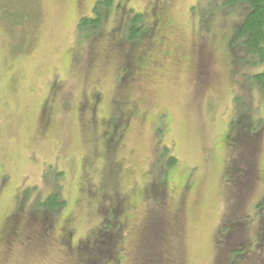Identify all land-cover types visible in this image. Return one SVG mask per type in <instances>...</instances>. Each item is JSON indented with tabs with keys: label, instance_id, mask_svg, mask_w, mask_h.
Here are the masks:
<instances>
[{
	"label": "rangeland",
	"instance_id": "obj_1",
	"mask_svg": "<svg viewBox=\"0 0 264 264\" xmlns=\"http://www.w3.org/2000/svg\"><path fill=\"white\" fill-rule=\"evenodd\" d=\"M96 1L0 0V264H83L76 246L98 238L113 201L87 199L88 178L129 199L117 264H149V248L135 252L143 227L176 214L166 248L179 264H228L242 241L250 246L236 264H264V92L252 79L264 63L243 66L231 50L242 13L218 0H101L97 27L79 29ZM133 14L157 25L122 82L131 53L114 46ZM247 129L259 132L240 144ZM56 185L66 204L41 230L35 200ZM240 214L246 227L222 237Z\"/></svg>",
	"mask_w": 264,
	"mask_h": 264
},
{
	"label": "trees",
	"instance_id": "obj_2",
	"mask_svg": "<svg viewBox=\"0 0 264 264\" xmlns=\"http://www.w3.org/2000/svg\"><path fill=\"white\" fill-rule=\"evenodd\" d=\"M104 6H110V0H103ZM103 1L97 0L94 8H92V16L84 17L79 22V29L83 30L96 28L100 23V18L102 17V12L100 6L103 4ZM209 1V0H205ZM213 1V0H212ZM218 5L216 7L220 8L223 11L232 12V10H238L242 13V17L238 21L236 28L233 30V35L231 39V50L235 53H241L240 63L243 66H259L264 63V0H218ZM208 7H213V2H208ZM235 12V11H234ZM156 23L153 24V27L150 29L145 26L144 17L141 14H133L129 20L124 22V29L117 28L116 31H111L110 33H118L120 30L123 31L124 41L117 42L115 50H118L124 46L129 48L131 53L129 58L124 62V68L122 72L124 76L122 77V82H126V78L129 76L130 71L134 69L135 56H132L137 52L136 50L140 47L144 38L149 36L153 29L156 27ZM155 26V27H154ZM124 43V46H123ZM123 49V48H122ZM145 52V51H143ZM141 52V53H143ZM140 54V53H139ZM138 54V55H139ZM141 55H139L140 58ZM254 84L258 85L261 91L264 92V69L261 72H258L252 76ZM250 128V127H249ZM257 130V129H256ZM246 130L241 133L239 140L240 144L250 143V133L258 134L259 130ZM255 131V132H254ZM111 148V146L109 147ZM237 149V146L235 147ZM166 152V150H164ZM167 153V152H166ZM251 153V151H250ZM168 154V153H167ZM175 165V159L173 156H169L165 163L166 168H171ZM62 173H58L57 176L61 177ZM264 175V168H263ZM162 187L160 183H152L147 187V192L151 193V197L148 200H154L158 203L162 198L164 199V193L162 192ZM112 189V187H111ZM149 195V194H148ZM147 200V199H146ZM34 209H37L36 214L32 211V216L38 214V226L41 230H49L52 227L53 218L62 210L66 202L61 197L59 193V186L56 185L53 190H51L44 197H37L35 200ZM180 207V206H179ZM178 207V208H179ZM258 213L264 212V199L257 204ZM181 209V208H180ZM110 210V209H109ZM180 211V210H178ZM104 213V212H103ZM117 212L111 213L109 211L108 218L101 223L100 229L94 233L98 234L96 240L91 241V236H88L86 240L76 246L77 254L75 257H78L77 260L84 261L83 264H117L115 261L116 251L115 243L117 238L122 235L126 230V225H124L123 220L116 215ZM174 215V214H173ZM181 218V214L179 215ZM249 216V215H248ZM174 217V216H173ZM33 218V217H32ZM68 218V217H67ZM161 219V222H160ZM122 220V221H121ZM166 221V222H165ZM182 223V222H181ZM248 223L247 215H241L238 219L228 220L222 227V237L228 238L236 230V227L239 229H244ZM163 226L162 230L160 229L161 225ZM66 225V224H65ZM63 225V227L65 226ZM180 226V219L176 214L171 221L164 220L163 217L158 216L150 218L147 220L146 225L143 227L142 240L138 243L135 248V252H140L143 248H149V254L151 259H149V264H179L175 259L171 258L168 254L171 252L170 248H166V244L170 241L171 237L175 232H177ZM62 227V228H63ZM165 227L168 228V232L165 230ZM66 228V232L70 227ZM180 229V228H179ZM162 232V234H161ZM93 234V235H94ZM162 236V237H161ZM164 236V238H163ZM63 237V235H62ZM152 238V239H151ZM264 237H261L258 244L264 242ZM65 239V238H64ZM152 240V244L150 243ZM151 245V246H150ZM239 246L234 247L231 250V255L233 256L232 261L228 264H236V260L246 251L247 246H250L243 241L237 244ZM174 251V249H172ZM80 252V254H78ZM123 252V251H122ZM123 254V253H121ZM122 256V255H121ZM85 257V259H83ZM137 255L135 253V258L133 262L137 261ZM170 260V261H169ZM169 261V262H168ZM78 264V263H77Z\"/></svg>",
	"mask_w": 264,
	"mask_h": 264
},
{
	"label": "flooded vegetation",
	"instance_id": "obj_3",
	"mask_svg": "<svg viewBox=\"0 0 264 264\" xmlns=\"http://www.w3.org/2000/svg\"><path fill=\"white\" fill-rule=\"evenodd\" d=\"M156 25L157 24H155V26ZM133 70L134 69H132L130 72H133ZM83 107L85 109L88 108L89 111H92V108H90L91 106L89 104H84ZM127 117H128L127 120H126L127 123H130L132 120L137 119L136 111H132V113H130L129 115H127ZM87 182H86V189L87 190L85 189V197L87 199L94 200L95 198H98L99 199V197L103 199V197L112 196L111 199L113 201H112V204H111V208L109 207L110 208V211H111V213L117 212L116 213L117 217L118 218L120 217L121 219L123 218V216H125L127 214L126 212L130 211L129 199H127V198H123L122 199L120 196H118V194L116 192H112L111 191L112 189L110 187L112 183L110 181L103 182V183H101L99 185V184H94L93 181L88 178ZM148 194L151 195V193H148ZM67 220H68V218H67ZM123 221H124V225H127L126 224V222H127V215L125 216V219ZM66 223H67V221L65 222V224ZM67 226H68V228L71 227L70 225H67L66 224L61 229V232L63 234V237L66 239V241L68 240V238L71 235L69 233L70 230H68L66 232V228L65 227H67Z\"/></svg>",
	"mask_w": 264,
	"mask_h": 264
}]
</instances>
